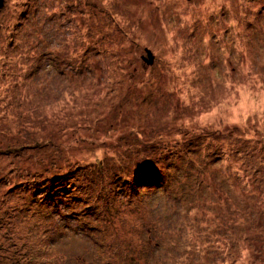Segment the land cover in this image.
<instances>
[{"label":"rangeland","instance_id":"374dc122","mask_svg":"<svg viewBox=\"0 0 264 264\" xmlns=\"http://www.w3.org/2000/svg\"><path fill=\"white\" fill-rule=\"evenodd\" d=\"M0 264H264V0H3Z\"/></svg>","mask_w":264,"mask_h":264},{"label":"trees","instance_id":"16d2710c","mask_svg":"<svg viewBox=\"0 0 264 264\" xmlns=\"http://www.w3.org/2000/svg\"><path fill=\"white\" fill-rule=\"evenodd\" d=\"M150 52H151V54H152V56H153V53H152V51L151 50H149ZM20 99V98H19ZM18 100V99H17ZM233 132V131H232ZM232 132H225L224 134L222 133V132H220L219 134H221L222 136H224V135H228V136H230L231 135V133ZM92 135V137H90V138H94L95 140H93V141H90L92 144H95L96 143V137H95V134H91ZM90 138H86V139H90ZM240 138V137H239ZM77 139H79V138H77ZM85 138L83 139V140H85V141H87ZM79 141H80V139H79ZM79 141H77L76 140V143L77 142H79ZM47 142H49V141H47ZM47 142H45V143H47ZM116 153H118V151L116 152ZM120 157L118 158V160L117 161H114L113 160V155H107V157H105V158H102V159H100V163H92L91 162V164L90 163H84L83 164V166H81L80 164H79V162H81V161H79L78 163H76L77 165H79V166H81L82 168H87V167H94L93 165H97V166H99V168L97 169V171L95 170L93 173L95 174L94 175V177H93V179H94V182L95 183H98V179H99V177L101 178H103V174L101 175L100 173L101 172H104V173H106L107 171H110V175H111V172H113V175L115 176V174H117V176L118 175H121L122 177H123V179H125L124 177L125 176H133L132 174H137V173H141V172H139V169H134L133 171H131V172H129L130 170H128L127 169V171H125L124 170V168H123V166L125 165V161H124V158H125V156L123 155V153H121V155H119ZM259 158V157H258ZM73 160H75V159H73ZM250 160L251 161H254L253 159H251V156H250ZM113 161V162H112ZM210 162H212V163H216L214 160H209ZM262 160H260V161H258L257 160V162H261ZM73 162V164L75 163L74 161H72ZM105 163H106V165H105ZM93 164V165H92ZM102 166H106L107 168H105V169H101L102 168ZM125 167H126V165H125ZM159 168V167H158ZM146 171H148V172H146ZM158 171L160 172V173H163V174H165V173H168V176L170 177V180L172 181V182H175V178L177 177V175L178 174H180V175H182V176H184V173L186 174L187 173V170H185L182 166H181V168H180V170H177V171H175V170H173V169H171V166H166L165 168H163V169H161V168H159V169H157L156 170V167L153 165V164H151L150 166H145V168H144V171H143V173H142V175L143 176H141V175H138V176H141V178H138V180L141 182V183H144V181L146 180V179H150L151 177L152 178H154L153 180H152V182H153V185H156V186H154V187H159V182L160 181H158V177H160V175H159V173H158ZM127 174V175H126ZM147 174H149V175H147ZM219 174V173H218ZM116 176V177H117ZM218 176V175H217ZM219 176H221V174L219 175ZM226 176V175H225ZM228 176V175H227ZM116 177H114V178H116ZM178 178V177H177ZM136 179V177H134L133 179H126V180H122L123 181V183H127V185H123L122 186V191L123 190H125V194H126V198H128L127 197V193H130V192H133V191H135L136 193H138V190H136V189H138V187H136L135 185H134V180ZM131 180H133V182L131 181ZM198 178H196V182L192 185V184H184V183H180V185L178 186L176 183H173L172 184V187H174L175 188V196L174 197H176L178 200L183 196L184 198H189V197H186V195L187 196H192V195H194V192H198V190H199V184H202V183H198ZM162 182H164V181H161L160 183H162ZM177 182V181H176ZM101 184H102V180H101ZM143 185V184H142ZM203 186V185H202ZM154 193V192H153ZM125 194H124V196H125ZM142 197V196H141ZM127 201H128V203H130V201H131V198H129V199H127ZM137 201V200H136ZM141 202H143L144 200H140ZM254 214H258V216H261V214H260V212H253V214L252 215H254ZM262 217V216H261ZM261 247V246H260Z\"/></svg>","mask_w":264,"mask_h":264},{"label":"water","instance_id":"95a60500","mask_svg":"<svg viewBox=\"0 0 264 264\" xmlns=\"http://www.w3.org/2000/svg\"><path fill=\"white\" fill-rule=\"evenodd\" d=\"M2 6H3V0H0V9L2 8ZM147 52H148V57H149V59L151 61L152 60V54H151V52L149 50H147Z\"/></svg>","mask_w":264,"mask_h":264}]
</instances>
